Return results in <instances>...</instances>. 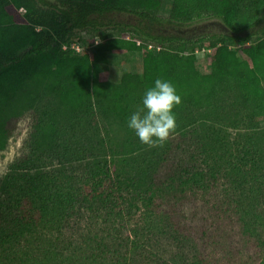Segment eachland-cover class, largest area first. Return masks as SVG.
I'll return each mask as SVG.
<instances>
[{
  "label": "trees",
  "instance_id": "1",
  "mask_svg": "<svg viewBox=\"0 0 264 264\" xmlns=\"http://www.w3.org/2000/svg\"><path fill=\"white\" fill-rule=\"evenodd\" d=\"M170 1L161 18V0H0V150L21 108L36 109L45 98L56 105L43 108L45 119L36 109L30 146L0 181V264H222L207 257L204 226H187L170 203L186 193L208 220L212 209L232 225L236 217L228 241L264 247V131L256 132L264 123V0ZM203 18L228 33L162 31ZM74 43L88 51L75 52ZM236 44L241 59L231 50ZM201 49L209 51L206 74L195 67ZM129 52L140 53L141 72L112 82L106 54ZM156 79L170 82L182 102L173 109L175 132L149 147L128 121ZM62 108L71 117L63 120ZM98 119L124 126L121 152L98 150L105 143H91L83 131L69 134L74 124ZM217 126L252 134L231 154ZM138 154L147 155L141 165L129 163ZM52 160L60 165L49 170ZM72 163L81 172L65 165ZM224 185L227 207L205 199ZM256 261L264 264V252Z\"/></svg>",
  "mask_w": 264,
  "mask_h": 264
},
{
  "label": "rangeland",
  "instance_id": "2",
  "mask_svg": "<svg viewBox=\"0 0 264 264\" xmlns=\"http://www.w3.org/2000/svg\"><path fill=\"white\" fill-rule=\"evenodd\" d=\"M170 0H161V4L159 9L157 10L156 14L161 18H166L170 11ZM116 20L119 22H131L132 19L130 17H126L123 15H117ZM264 23H262L263 25ZM254 29L250 30L248 33H252ZM163 32H172L175 34H178L180 36L185 37H200L203 35H210L211 33H228V30L226 27L217 19L214 18H203L200 20H196L194 22H191L189 25L181 26L179 28H172L168 29L164 26ZM107 35H112L115 37L117 35L116 32L113 31H106ZM87 39V38H86ZM256 41V37L252 35L248 41V44H253ZM87 45L84 44V47ZM240 46L239 45H233L231 46V50L234 51L236 54V57L241 59L240 52H239ZM196 61H195V67L197 71L201 74H206L209 72V51L205 49L197 50L194 52ZM107 61L109 63L108 65V73H110V80L114 83H118L120 81V75H122L124 72H130L132 74H139L141 72V55L139 52H129V53H107L106 54ZM117 73V76L115 74ZM119 74V75H118ZM49 98H45L37 107L39 115L43 113V119L44 115H46V109H50L49 111H52V109H56L55 101L51 100ZM49 101V102H48ZM46 104V105H45ZM230 105H232L231 102L226 103V107L228 108ZM47 106V107H46ZM46 108L43 110V108ZM36 109H28V108H21L16 115L15 121H14V128L12 132L9 134V136L6 138L5 146L2 150H0V181L4 179V177L9 172V167L16 162L18 159H20L23 154L28 150V146L30 143V134L32 132V127L34 126V120H35V113ZM230 110V108H228ZM59 114L63 118V120H66L67 118L71 117L68 112L62 108L59 109ZM41 115V116H42ZM190 129H196L205 131L206 129H209V126H195ZM189 129V131H190ZM217 130H220L221 133H223L227 137L226 144L228 145L229 152L232 154L236 151L237 146L242 142L243 135L245 134L250 135L252 134V131H247L244 127L239 126L238 128L234 129L230 126H221L215 128ZM78 131L81 132V134H85L86 137H88L91 141V143H96V141H103L105 144L104 146H97L98 150H104L118 153L123 150L122 144L126 139V130L123 125L115 123L113 120L108 119H98L95 123L86 122L82 124L81 122H78L74 124L73 130H71V133L69 134H78ZM264 131V123H261L259 127L256 129V132H262ZM190 134V133H189ZM187 144L190 146L192 143L190 141V138H187L185 140ZM100 143V142H99ZM98 143V144H99ZM97 144V145H98ZM87 155V154H85ZM220 155L219 153L216 154ZM147 155L140 156V154L132 156L129 160L132 161V164L134 165H141V162L143 159H146ZM121 159L116 160V165L120 168H122L124 165L121 164ZM49 159L46 161L48 162ZM53 161V160H52ZM87 161V160H84ZM60 164L57 161H53L50 164H47V169L52 170L56 169ZM66 167L73 166L75 171L77 173L81 172V167L74 166L76 164H65ZM127 167V166H126ZM124 169V168H122ZM128 168H126L127 170ZM223 188H226V186H220L217 190L212 191L210 194L208 193L205 196V199L207 201H210L211 203L214 201H219V203H222L220 207H227L223 206L224 200L222 199L221 195H223L222 190ZM261 197H264V192ZM174 201H170L172 205L173 202H175V205L180 208L183 215V220L187 223V226L192 227H198L204 226L206 237H204L203 242H205V248H206V254L208 259L214 258L217 261H220L222 264H257L256 257L260 254V252H264V247L260 244L258 245L259 250L256 248L255 244L252 243L251 240L247 239V242H244L243 240H240V238H236L233 236V241H228L226 238L230 231L235 232L238 228V221L235 219L236 217L233 216L234 224L232 225L229 223V221L224 222L221 217L220 219H216L215 216L219 214V212H213L215 209H212L213 211H209L207 214L211 215L210 219L208 220L206 214H204L202 208L200 207L201 204L198 203L195 200L188 201V194H183L181 196L175 195ZM263 199V198H262ZM264 200V199H263ZM208 211V210H206ZM205 217V219H204ZM231 222V221H230ZM184 221L181 220V224H183ZM233 226V228H232ZM182 227V225H181ZM260 234L258 236L259 240H262L261 242H264V232L262 230H259ZM258 232V233H259ZM237 233V232H236ZM238 240V241H237ZM228 241V242H227ZM240 241H243L240 242ZM200 243V242H198ZM232 243V247L229 248V244ZM37 244V243H36ZM202 244V242H201ZM224 249V250H223ZM230 252V254H227V252ZM260 251V252H259ZM37 252H35L36 254ZM37 255V254H36ZM22 257V256H21ZM31 257V255H30ZM17 258V257H16ZM229 260V263L227 262ZM73 262V261H71Z\"/></svg>",
  "mask_w": 264,
  "mask_h": 264
},
{
  "label": "clouds",
  "instance_id": "3",
  "mask_svg": "<svg viewBox=\"0 0 264 264\" xmlns=\"http://www.w3.org/2000/svg\"><path fill=\"white\" fill-rule=\"evenodd\" d=\"M21 11L27 13L26 9ZM101 41H96V44ZM175 87L162 79H156L154 87L145 91L142 107L133 113L128 127L135 132L139 141L149 147H162L175 132L176 118L173 109L181 104Z\"/></svg>",
  "mask_w": 264,
  "mask_h": 264
},
{
  "label": "built area",
  "instance_id": "4",
  "mask_svg": "<svg viewBox=\"0 0 264 264\" xmlns=\"http://www.w3.org/2000/svg\"><path fill=\"white\" fill-rule=\"evenodd\" d=\"M94 43H96V41H95ZM136 44L138 45L139 42H136ZM147 47H148V48H151V45H148ZM70 48L73 49V50H74L75 52H77V53H82V52H84V51H88V50H86L85 48H83L81 45H79V44H77V43L72 44V45L70 46Z\"/></svg>",
  "mask_w": 264,
  "mask_h": 264
},
{
  "label": "crops",
  "instance_id": "5",
  "mask_svg": "<svg viewBox=\"0 0 264 264\" xmlns=\"http://www.w3.org/2000/svg\"><path fill=\"white\" fill-rule=\"evenodd\" d=\"M109 70V69H108ZM119 75V74H118ZM109 76H110V73H109ZM115 76H117V73L115 74ZM111 77V76H110Z\"/></svg>",
  "mask_w": 264,
  "mask_h": 264
}]
</instances>
